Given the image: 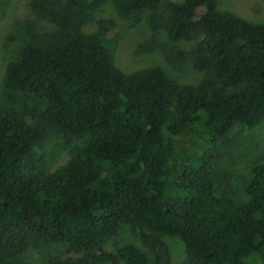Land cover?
<instances>
[{
  "label": "trees",
  "instance_id": "16d2710c",
  "mask_svg": "<svg viewBox=\"0 0 264 264\" xmlns=\"http://www.w3.org/2000/svg\"><path fill=\"white\" fill-rule=\"evenodd\" d=\"M106 2L30 0L5 87L33 104L0 101V264L48 246L69 255L51 264H171L166 237L182 264H264V161L247 199L217 181L224 139L264 122V23L217 0H111L127 15L166 2L170 40L202 37L190 55L202 77L183 84L115 64L84 28ZM52 131L83 141L54 172L33 154ZM123 232L131 241L109 249Z\"/></svg>",
  "mask_w": 264,
  "mask_h": 264
},
{
  "label": "rangeland",
  "instance_id": "374dc122",
  "mask_svg": "<svg viewBox=\"0 0 264 264\" xmlns=\"http://www.w3.org/2000/svg\"><path fill=\"white\" fill-rule=\"evenodd\" d=\"M5 1L6 7L0 0V101L6 106L8 104L9 110L23 111L26 105L33 103L6 89L5 72L25 46L23 35L25 23L31 20L30 0ZM217 1L223 11L233 12L253 23H264V0ZM101 22L105 24L100 25ZM169 22L166 2L149 6L141 13L127 15L116 10L109 0L91 12L84 28L100 36L112 53L115 64L125 72L158 66L180 83H197L202 73L194 69L190 55L202 37L173 42L167 31ZM82 143L79 140L68 141L52 131L35 146L33 154L44 161L48 171L54 172L71 160L73 149ZM220 149L219 185L236 198L247 199L248 188L254 179L253 171L264 161V122L255 127L237 126L221 143ZM165 240L170 246L171 264L185 262L187 254L182 243L176 238L166 237ZM130 241V235L123 232L109 241L108 248L115 250ZM30 252L33 264H51L53 259L60 261L69 257L61 246L40 247Z\"/></svg>",
  "mask_w": 264,
  "mask_h": 264
}]
</instances>
